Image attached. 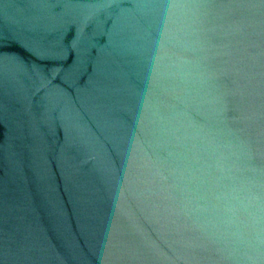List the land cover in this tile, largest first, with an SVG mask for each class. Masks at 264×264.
Segmentation results:
<instances>
[{
  "label": "water",
  "instance_id": "obj_1",
  "mask_svg": "<svg viewBox=\"0 0 264 264\" xmlns=\"http://www.w3.org/2000/svg\"><path fill=\"white\" fill-rule=\"evenodd\" d=\"M0 264H264V0H0Z\"/></svg>",
  "mask_w": 264,
  "mask_h": 264
}]
</instances>
